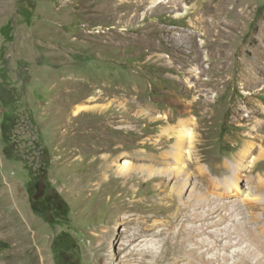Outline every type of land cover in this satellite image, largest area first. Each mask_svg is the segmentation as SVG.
Masks as SVG:
<instances>
[{
	"label": "rangeland",
	"instance_id": "1",
	"mask_svg": "<svg viewBox=\"0 0 264 264\" xmlns=\"http://www.w3.org/2000/svg\"><path fill=\"white\" fill-rule=\"evenodd\" d=\"M137 1L0 0V264H264V0Z\"/></svg>",
	"mask_w": 264,
	"mask_h": 264
},
{
	"label": "trees",
	"instance_id": "2",
	"mask_svg": "<svg viewBox=\"0 0 264 264\" xmlns=\"http://www.w3.org/2000/svg\"><path fill=\"white\" fill-rule=\"evenodd\" d=\"M9 126L10 118L4 119L2 121V128L5 133H7V129ZM4 140L7 142L11 141L9 136H5ZM50 200H52V204L49 203ZM31 204L33 210L38 213H41L43 215H49V210H51L52 213L56 211L51 215L52 217H56L57 219L61 217L65 221L68 220L69 204L63 197L58 195L56 192L53 194L48 193L45 198H42L40 200H35L32 197ZM47 219L49 222L53 221V219L49 218V216ZM75 247V238L71 235L70 232L63 231L56 235L52 243V248L58 264H65L64 253L69 252L70 250H74Z\"/></svg>",
	"mask_w": 264,
	"mask_h": 264
},
{
	"label": "bare ground",
	"instance_id": "3",
	"mask_svg": "<svg viewBox=\"0 0 264 264\" xmlns=\"http://www.w3.org/2000/svg\"><path fill=\"white\" fill-rule=\"evenodd\" d=\"M158 1L159 0H151V6L156 5L158 3ZM123 4H125V3L123 2ZM130 4H131L130 6L128 4H127V6H129L128 8L132 10V8H135L136 6L137 7H140L139 5L141 4V1L138 0L137 2H131ZM118 5H119V3H117V5H110L108 7L110 8V10L114 11V9L115 10L117 9V6ZM245 144H247L249 146V148L248 147H243V149H241L240 152H239V155H243L244 157H246L248 154H250L254 150V146L253 147H250L251 146L250 143L246 142ZM256 159H257L256 156H253L250 159L251 166L255 164ZM261 183H262V189H264V179L261 180Z\"/></svg>",
	"mask_w": 264,
	"mask_h": 264
},
{
	"label": "water",
	"instance_id": "4",
	"mask_svg": "<svg viewBox=\"0 0 264 264\" xmlns=\"http://www.w3.org/2000/svg\"><path fill=\"white\" fill-rule=\"evenodd\" d=\"M48 182L46 179V174L43 173L36 184V192L33 194V198L37 199L39 197H44L47 192Z\"/></svg>",
	"mask_w": 264,
	"mask_h": 264
},
{
	"label": "flooded vegetation",
	"instance_id": "5",
	"mask_svg": "<svg viewBox=\"0 0 264 264\" xmlns=\"http://www.w3.org/2000/svg\"><path fill=\"white\" fill-rule=\"evenodd\" d=\"M49 192H48V188H47V192H46V195L48 194ZM45 195V196H46ZM45 196L44 197H39L37 200H40V199H42V198H45Z\"/></svg>",
	"mask_w": 264,
	"mask_h": 264
}]
</instances>
